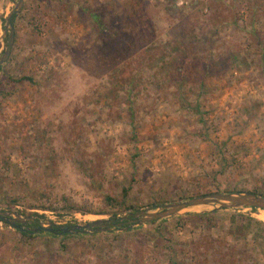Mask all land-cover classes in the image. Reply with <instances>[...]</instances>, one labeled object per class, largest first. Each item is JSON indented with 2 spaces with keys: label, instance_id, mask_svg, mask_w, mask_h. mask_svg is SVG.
<instances>
[{
  "label": "rangeland",
  "instance_id": "rangeland-1",
  "mask_svg": "<svg viewBox=\"0 0 264 264\" xmlns=\"http://www.w3.org/2000/svg\"><path fill=\"white\" fill-rule=\"evenodd\" d=\"M17 1L0 0V59ZM13 26L0 211L34 217L25 232L122 225L29 240L1 224L0 264H264L250 220L264 210L120 221L202 195L264 197V0H24ZM43 204L57 211L30 207Z\"/></svg>",
  "mask_w": 264,
  "mask_h": 264
},
{
  "label": "water",
  "instance_id": "water-1",
  "mask_svg": "<svg viewBox=\"0 0 264 264\" xmlns=\"http://www.w3.org/2000/svg\"><path fill=\"white\" fill-rule=\"evenodd\" d=\"M24 7V0H18L14 4V9L9 13L6 18L5 36H7L6 49L2 58L0 59V67L7 63L10 59L15 28L13 26V19L19 15ZM211 206L214 210L217 209H239L250 208L256 210H264V197L255 195L253 193H238V194H209L192 198L188 201L179 202L170 205H163L161 211L150 212L149 210H141L131 216L130 221L127 217L120 219V221L127 220L132 226L144 225L152 222L165 220L167 218L176 217L186 209L195 207ZM35 221L34 217L21 216L17 212H4L0 211V225L3 224L13 230H21L22 227L27 226L29 223ZM122 224L117 221L98 220L85 224H75L68 226H60L55 223H48L47 227L39 224L35 228H29L28 231L33 235L38 233H56L58 235L66 234H89L95 231H109L112 227L119 228Z\"/></svg>",
  "mask_w": 264,
  "mask_h": 264
},
{
  "label": "trees",
  "instance_id": "trees-1",
  "mask_svg": "<svg viewBox=\"0 0 264 264\" xmlns=\"http://www.w3.org/2000/svg\"><path fill=\"white\" fill-rule=\"evenodd\" d=\"M25 80H28V79H25V78H23V79H20V82H22V81H25ZM45 198H47V197H45ZM47 202H50V200H48ZM107 202H108V204H111V206H116V204H114L115 203V201H114V199H112V198H108L107 199ZM30 207L32 208V209H39V210H43V211H53V212H55V211H57L54 207H53V205H45V204H43V205H30ZM115 208V207H114ZM252 210H255V209H252ZM251 221H252V223L255 225V226H257L258 227V229L259 228H264V223H262V222H259V221H256V220H253V219H250ZM13 233V235L14 234H18L19 236H21V237H23V238H28L29 240H33L34 238H35V236L32 234V233H30L29 231H27V232H25V231H21V230H15L14 232H12ZM38 234H43V233H38Z\"/></svg>",
  "mask_w": 264,
  "mask_h": 264
}]
</instances>
